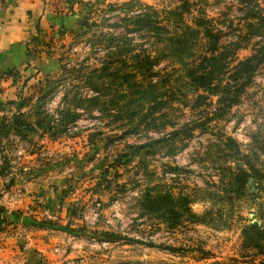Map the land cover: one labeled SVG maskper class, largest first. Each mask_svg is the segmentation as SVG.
<instances>
[{"label":"rangeland","instance_id":"374dc122","mask_svg":"<svg viewBox=\"0 0 264 264\" xmlns=\"http://www.w3.org/2000/svg\"><path fill=\"white\" fill-rule=\"evenodd\" d=\"M128 1L18 13L33 33L0 67V264L43 261L34 227L60 235L63 264H264V27L242 39L264 0ZM146 5L185 43L139 27ZM197 22L219 30L215 53ZM260 47L250 78L229 75ZM225 50L196 86L187 68Z\"/></svg>","mask_w":264,"mask_h":264},{"label":"trees","instance_id":"16d2710c","mask_svg":"<svg viewBox=\"0 0 264 264\" xmlns=\"http://www.w3.org/2000/svg\"><path fill=\"white\" fill-rule=\"evenodd\" d=\"M133 1H139V0H132V1L124 2L122 4L123 7L121 8H128L133 12L132 7L128 6V4ZM145 7H147V10L140 9L134 15L132 14L130 15V17L135 20V23L139 25V27L141 26V27L146 28L145 29L146 31H150L151 33H154L155 36H157L158 38L162 37V38L168 39L169 41H175L176 43L184 42L183 40L184 38L183 37L180 38L183 35L184 29L181 30V32L174 33V36H177L176 39L172 36H168V37L165 36L167 33L170 34L171 32V29L169 28L168 24L162 23L160 13L156 8H154L151 5H146ZM257 17L259 18L258 24H255L254 22H248V25L251 27L250 29L252 31L242 36V39H245V40L249 39L250 37L249 34L251 33L256 34L255 32L257 29L264 27V16L260 15ZM197 25H202V23L200 24L197 22ZM202 27H203V33L205 37L207 38L206 48H208L212 53H215V51L218 48V38L220 35L219 30L214 31L210 27L209 24L202 25ZM137 28L138 26H136L135 29ZM175 28H180V27L176 25ZM186 28H189L188 25L186 26ZM195 31H197L198 33L199 30H193V32ZM259 34L261 35L264 34V31ZM184 43L181 44V47H178L176 51L182 52L183 48H186L187 46V44H184ZM240 43H241L240 41H234L233 47L230 48L229 50L231 51L233 49L239 48L241 46ZM226 50L224 53L220 52L218 54H212L210 56L203 54L197 66H190L187 68L186 70L187 75H189L190 79L196 84V86H202L205 88H213L214 79L218 78L220 73L225 72L224 67H223L225 62L223 63L222 60L221 59L219 60L218 58L219 57L223 58L227 56L228 54L226 53ZM262 52L263 51L261 50V47H260L257 49V52L250 54L249 56L245 57L242 60H238L237 64L235 65L234 70L229 71V75L235 74L238 77H243V75H247L248 77H245V81H246L254 73L255 66L262 61V57H263ZM125 73L132 74L133 72H125ZM143 73L145 72L143 71ZM219 87L223 89V91H227L230 89L228 86H219ZM235 89L240 90L241 86H238ZM250 227L251 228L253 227V230L256 229V231L261 232L262 237L260 238L264 239V234H263L264 230H260L259 227H257L255 223L251 224Z\"/></svg>","mask_w":264,"mask_h":264},{"label":"crops","instance_id":"0c3cea01","mask_svg":"<svg viewBox=\"0 0 264 264\" xmlns=\"http://www.w3.org/2000/svg\"><path fill=\"white\" fill-rule=\"evenodd\" d=\"M39 3L40 0H18V2L11 6V8L8 6L0 9V18H3L4 20L0 27L1 68L6 66L7 64V66L20 64V62L23 60L25 55V40L33 33V19L28 18L26 14L20 20L18 18V13H22L23 11L24 13H27L28 9H30L33 13L39 15L41 9ZM11 55L13 56V60L11 59L12 61H9ZM12 204L17 208L20 205V203L16 205L14 203ZM57 236L60 237V235L55 234V232H51L50 230H48L47 227H34L33 230H30V234L28 236V239H30L29 245H32V247L36 249L35 252H37V256L43 259V261L39 262V264H63V261L61 259L62 253L60 252V249H53V246L58 244ZM0 260H2L1 257ZM66 264L70 263L67 262ZM72 264L89 263H87L86 261H82L81 263Z\"/></svg>","mask_w":264,"mask_h":264}]
</instances>
